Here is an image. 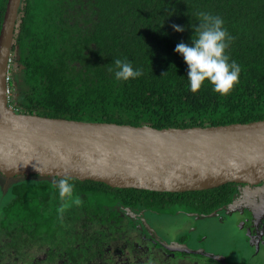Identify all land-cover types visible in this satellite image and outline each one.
<instances>
[{
	"label": "trees",
	"instance_id": "16d2710c",
	"mask_svg": "<svg viewBox=\"0 0 264 264\" xmlns=\"http://www.w3.org/2000/svg\"><path fill=\"white\" fill-rule=\"evenodd\" d=\"M6 2L0 0L2 11ZM198 12L220 16L232 37L226 55L241 72L226 96L213 91L207 81L191 92L187 66L174 51L178 43L190 44L195 37ZM173 25L184 31H174ZM11 50L21 67L14 73L19 79V112L156 128L264 119V0H21ZM125 58L142 76L114 78L109 71L113 61ZM17 178L0 183L6 198L0 204V230L9 227L17 241L23 232L38 235L41 227L46 232L47 221L41 223L36 212L39 196L53 208L73 196L69 211L85 222L91 213H104L109 220V211L118 203L131 206L138 201L167 213H209L245 188L226 183L197 191L158 192L66 177L73 188L61 198V178Z\"/></svg>",
	"mask_w": 264,
	"mask_h": 264
},
{
	"label": "water",
	"instance_id": "95a60500",
	"mask_svg": "<svg viewBox=\"0 0 264 264\" xmlns=\"http://www.w3.org/2000/svg\"><path fill=\"white\" fill-rule=\"evenodd\" d=\"M20 1L7 0L0 28L2 175L70 177L158 192L226 183L251 189L264 182V119L156 128L13 110L5 78Z\"/></svg>",
	"mask_w": 264,
	"mask_h": 264
},
{
	"label": "flooded vegetation",
	"instance_id": "af4514ba",
	"mask_svg": "<svg viewBox=\"0 0 264 264\" xmlns=\"http://www.w3.org/2000/svg\"><path fill=\"white\" fill-rule=\"evenodd\" d=\"M4 10L0 8L1 23ZM16 60L17 55L10 49L5 93L7 88L12 90L10 95L6 94L7 104L18 111L14 77L17 67H13L14 63L18 65ZM17 177L0 173V182H12ZM243 191H236L233 197H243ZM5 200L0 191V204ZM73 201L72 196L67 204ZM37 203L38 218L41 223L47 221L46 232L43 233V227L38 235L23 232L17 241L9 227L0 230V264H8L5 257L10 255L23 258L25 264H264L261 205L238 207L229 213L222 209L229 203L209 213L183 209L167 213L139 201L131 206L118 203L109 211V220L104 213L98 217L91 213L85 223L74 217L67 204L60 206L57 202L53 208L40 196ZM211 213L214 216L208 220H213L216 230L204 223ZM82 235L80 244L77 240Z\"/></svg>",
	"mask_w": 264,
	"mask_h": 264
},
{
	"label": "clouds",
	"instance_id": "9594fccd",
	"mask_svg": "<svg viewBox=\"0 0 264 264\" xmlns=\"http://www.w3.org/2000/svg\"><path fill=\"white\" fill-rule=\"evenodd\" d=\"M200 23L196 26L195 37L191 43L180 42L174 51L182 56L187 66V81L189 90L199 91L207 81L213 86V91L221 96L228 95L239 82L241 67L235 61H230L226 49L232 37L224 27V20L207 12H198ZM174 31L182 32L179 25L172 26ZM113 73L117 81H128L142 76L139 68H134L132 62L125 59H115ZM61 198L72 192L71 185L66 178H61L57 185Z\"/></svg>",
	"mask_w": 264,
	"mask_h": 264
},
{
	"label": "rangeland",
	"instance_id": "374dc122",
	"mask_svg": "<svg viewBox=\"0 0 264 264\" xmlns=\"http://www.w3.org/2000/svg\"><path fill=\"white\" fill-rule=\"evenodd\" d=\"M13 67H17V70L16 71H19V69L21 68L20 66L16 65L15 63L13 64ZM15 72V71H14ZM19 81L18 78H15V83L17 85V82ZM17 87V86H16ZM1 183V182H0ZM245 191H243V197L238 195L236 198L235 196L233 197V200L228 204L226 205L225 207H222V209H224V211L226 213H229L231 211H233L234 209L236 208H245V209H248L250 208L251 206H253L254 204L255 205H258V206H264V182H262L260 185L258 186H255L253 188H251V190L254 192V195L253 197H251L250 195V192H249V189H244ZM250 190V191H251ZM251 191V193H252ZM208 218L204 221V223L210 225L212 227V229L216 230V226L214 224H212L213 220H208V219H211V217L214 216V213H211L209 215H207ZM210 222V223H209ZM82 234H85L84 233V230L82 229ZM84 235H82L83 237ZM83 239V238H82ZM82 239L80 240H77L80 244L82 243ZM6 260L8 261V264H25V262H22V259L20 257H17V256H7L5 257ZM82 264V263H80Z\"/></svg>",
	"mask_w": 264,
	"mask_h": 264
},
{
	"label": "built area",
	"instance_id": "2783aa9c",
	"mask_svg": "<svg viewBox=\"0 0 264 264\" xmlns=\"http://www.w3.org/2000/svg\"><path fill=\"white\" fill-rule=\"evenodd\" d=\"M11 92H12V90H11L10 88H7V89H6V94H7V95H10ZM13 110H15V109H13ZM15 111H16V110H15ZM17 112H18V111H17Z\"/></svg>",
	"mask_w": 264,
	"mask_h": 264
}]
</instances>
